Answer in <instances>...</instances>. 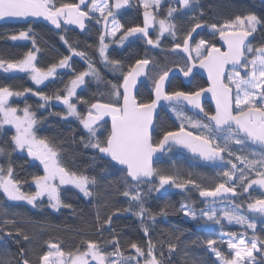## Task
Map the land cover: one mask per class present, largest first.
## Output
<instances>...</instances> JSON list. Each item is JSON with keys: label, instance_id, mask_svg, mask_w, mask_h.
Masks as SVG:
<instances>
[{"label": "snow or ice", "instance_id": "6c2138e0", "mask_svg": "<svg viewBox=\"0 0 264 264\" xmlns=\"http://www.w3.org/2000/svg\"><path fill=\"white\" fill-rule=\"evenodd\" d=\"M177 2L182 9L195 13L193 5L198 0ZM128 5L129 0H78L60 4L56 0H0V20L43 18L57 29L62 25H75L82 31L88 23L102 25L98 48L101 62L105 67L111 66L114 73L119 72L122 78L120 83L108 82L109 99L106 102H90L78 97L77 89L86 83V77H93L98 82L102 81V77L87 54L77 51L61 36L60 39L68 45L73 55L87 61V69L76 73L70 83L65 85L63 93L58 90L54 95H47L31 88L17 91L9 86L0 87V132H3L5 125L15 129V134L11 136L10 150L0 143V157H8L6 168L0 164V193L7 201H25L33 208L42 206V198L47 197L48 205L59 211L61 207H72L62 200L61 186L70 185L88 198L94 195V188L98 184L95 177L71 171L63 166L60 150L54 141L48 137L37 136L40 120L30 105L25 104L21 109L10 103L13 97H23L26 93H31L43 101L39 104L40 108H45L52 100L63 104L66 113L56 115H61L65 120L73 117L79 121L88 134L87 140L80 138L83 146L94 149L103 157L109 158L114 165L121 166L125 173V188L120 194L129 203L128 208L111 206L107 218L103 220L98 213L96 233L99 238L82 241L83 247L77 246L74 250L65 251L61 243L46 241L47 251L38 256V264H165V244L168 264H171L170 257L178 251L180 236L170 233L169 241H153L148 221L154 223L156 216L144 206L140 189L142 184L153 185L149 192H160L165 186L187 189L191 185L199 190L200 197L212 198L209 206L199 210V215L194 207L188 205H182L179 211L185 217L198 222L202 220L205 224L223 226V221H227L228 224L234 223L253 231L251 239L228 233L227 240L219 241V244H226L227 249L232 250L228 255L218 249V241L208 240V249L214 253L220 264H264V238L256 234L257 218L264 223V43L254 47L249 40L258 29H264V17L250 13L236 15L222 23H208L202 19L203 12H200L199 17L194 14L191 17L192 26L184 35L183 43H175L173 50H182L187 54L185 66L179 69L184 77L193 76V70L199 67L207 71L210 86L196 91H166L165 85L169 82V73L172 71L169 68L152 80L153 98L138 100L139 78L152 79L148 72L151 61L147 58L137 59L124 71L121 61L109 58L106 37L115 38L117 33H122L115 42L123 44L125 40L139 34L138 38L144 39L148 45L160 47L161 37L166 33L173 40L177 39L176 25L168 19L177 9L169 8L166 18L157 19L153 8L159 9L160 0H140L144 9L143 26L136 25L125 29L116 16L119 10ZM204 27L210 30L212 39L200 38L197 41L193 34L198 35L197 30ZM150 28L157 31L156 39L151 38ZM30 32L31 29L20 31L8 38L13 41L32 40L34 50L28 51L18 60H6L0 56V69L5 73H27L34 84L39 86L49 78H55L58 68L70 67L71 56H64L46 70L38 67L36 61L40 48ZM217 36L226 50L217 46ZM227 66H231V69L226 72ZM205 93H210L215 101L214 112L205 110L201 104ZM74 97L76 102L73 101ZM162 101L167 102V107L175 114L180 125L177 131H164L162 137L156 140L155 115ZM78 103L86 105L87 111L82 113L78 109ZM189 106L198 110L202 118L193 119L188 116L185 109ZM105 117L110 118L111 127L106 138L101 139L97 133L103 126L101 122L107 123ZM185 124L197 129L198 134L186 130ZM248 144L256 145L259 154L252 152V158H249L234 151V146H241L243 149ZM166 146L169 151L174 146L184 147L204 161L218 164L220 171L216 176L220 178V182L214 188H203L191 178V174L188 178H182L179 175L165 174L154 167V156L163 153ZM17 151H26L28 157L38 160L43 166V175L32 174L30 177L34 191H25L23 185L28 184L29 180L18 178L15 172L11 156ZM226 156L229 159L226 160ZM232 157L239 163L233 162ZM157 179L159 185L154 186ZM253 186L262 190L257 197L251 195L250 189ZM217 198L221 202L226 201L223 208L213 206ZM121 212H132L140 218L142 231L147 238L143 246L135 241L127 243L126 247L134 250V254L125 255V245L121 244L115 229L111 227L113 216ZM160 214L166 215L167 212L161 209ZM105 225L108 226L107 229ZM105 231L111 232L110 239L103 238ZM4 237L14 239L17 244L21 238L23 241H30V236L16 226V221L8 218L7 211L0 217V240ZM27 252L26 248L21 247L20 258L16 260L8 256L5 250H0V264H31L26 258ZM257 256L261 259L257 260ZM191 264L201 262L193 259Z\"/></svg>", "mask_w": 264, "mask_h": 264}, {"label": "trees", "instance_id": "16d2710c", "mask_svg": "<svg viewBox=\"0 0 264 264\" xmlns=\"http://www.w3.org/2000/svg\"><path fill=\"white\" fill-rule=\"evenodd\" d=\"M64 2H76V0H56L57 4ZM195 13L199 17L203 12L202 19L208 23L223 22L225 19L234 18L236 15H247L254 13L259 17H264V3L260 4L256 0H198L194 4ZM163 9L158 19L164 18L166 14ZM142 11L132 6L120 17V23L125 29L132 26H142ZM176 29L183 32V35L190 30L192 19H177ZM207 28V27H204ZM21 29H31L30 35L36 40L37 47L40 51L37 53L36 64L38 67L47 69L51 64L58 63L64 56H71L68 45L60 39L64 36L69 43L77 51L85 52L87 57L94 62L99 70L102 81H94L87 79L84 87L77 93L78 97H82L90 102L100 100L106 102L109 99L108 82L120 83L122 78L119 72L111 71V66L105 67L101 62L98 53V36L99 31L89 25L86 31L79 34L73 30L62 28L60 31H54L43 23L27 22L25 24L0 23V56L6 60H18L33 49L32 40L23 43H14L8 37L17 34ZM195 39L206 38L202 32H197ZM251 43L254 47H259L264 43V29H258L254 36L251 37ZM183 43V39L176 40L166 38L160 43V47L149 46L143 41H130L122 50L114 49L109 52L110 59L121 61L124 71H127L129 65L135 63L137 59L147 58L151 61L148 72L152 79L145 78L143 84L137 92L138 100H149L152 98V80L158 77V74L169 68L172 69L170 79L166 85V91L183 90L196 91L199 88H205L206 83L200 77H194L189 82L182 80L178 74V70L185 66V61L178 56L173 47L175 43ZM218 43V41H216ZM69 70L59 71L58 75L45 83L43 86L36 88L27 76L19 74H0V87L9 86L13 90L22 91L25 88H31L34 91H42L47 95H54L58 90L63 93L65 85L69 84L75 74L87 69V61L81 57H72L69 61ZM76 102V98L73 100ZM13 107L23 108L25 104L31 106V110L36 113L40 123L37 125V136L48 137L54 141L56 147L60 150V160L63 166L71 171L83 173L90 177H95L98 184L94 188V195L84 198L77 190L72 187L61 188L62 200L72 205L71 208L61 207L59 211H52L48 207L46 200H43L42 206L36 208L27 205H8L0 194V217L3 212H8V218L16 221V226L22 228L26 234L30 236V241H23L17 244L14 239L6 242L5 250L8 256L18 260L19 249L24 247L28 250L27 257L31 264H38V256L47 251L46 241L59 242L65 251L74 250L77 246L82 245V241L99 237L96 233L97 214L101 219H106L109 214L110 207L113 205L121 208H128V199L120 193L124 190L125 185L123 179L125 173L112 162L108 161L94 149L85 148L80 138H88L86 130L78 121L64 120L61 115L65 112L54 105L51 101L45 108H40L39 104L43 103L40 99L33 96H24L20 99H11ZM78 109L84 113L87 106L78 103ZM209 111V106H204ZM188 116L192 114L186 113ZM107 123H102L97 135L101 139L106 138L109 128L108 117L105 118ZM156 132L154 139L159 140L164 131L179 129L180 122L175 117L167 113L166 109H162L156 119ZM195 132V131H192ZM14 135L9 129L0 132V143L6 148H11V136ZM8 157H0V164L7 167ZM15 172L20 179H28L29 183L23 185L25 191H34L31 186L30 177L32 174L42 175L39 164L31 162L25 155L13 152L11 156ZM213 165V164H212ZM218 165V164H217ZM211 165L200 163L183 152L172 148L164 154V156L156 162L157 167L165 174L179 175L182 178L195 179L203 188H214L220 182V178H216L214 169H210ZM158 179L154 181V186H158ZM153 185L142 184L140 186L144 197V206L156 216L155 222L148 221L150 236L153 241H169L170 233L180 236V244L178 251L171 257V264H191L193 259H198L201 264H217L215 259L207 250V241L216 240L221 236H228V233H235L237 236H245L252 238L253 233L242 229L232 228L226 225L221 226L218 230H205L197 228V224L189 223L183 219L179 209L182 205L194 207L199 210L205 207V200L199 196V190L193 186H188L183 192H165L156 194V191L149 192V188ZM161 209H165L167 214L161 215ZM135 210V209H134ZM116 234L121 240V244L125 245V255L134 254L133 250L127 248V243L135 241L142 246L146 244L147 238L142 231L140 218L132 212H121L113 216L112 226ZM107 229L108 226L105 225ZM256 234L264 238V230L257 228ZM104 239L111 238V232L105 231ZM175 242V241H172ZM219 244V243H218ZM217 244V247L219 245ZM185 245L187 248L185 249ZM159 247V244H157ZM219 249V248H218ZM111 251V249H108ZM220 250V249H219ZM165 264H168L167 245L164 247ZM187 253V255L185 254Z\"/></svg>", "mask_w": 264, "mask_h": 264}, {"label": "rangeland", "instance_id": "374dc122", "mask_svg": "<svg viewBox=\"0 0 264 264\" xmlns=\"http://www.w3.org/2000/svg\"><path fill=\"white\" fill-rule=\"evenodd\" d=\"M129 3H134V4H136L139 8H141L142 10H144L142 7H141V5H140V0H129ZM162 5V1L160 0V6ZM160 8V7H159ZM158 11V9H155V8H153V12H157ZM98 15V14H97ZM173 18V16L172 17H170V18H168V19H171V21L173 20L172 19ZM157 27V29H158V25L156 26ZM97 29L99 30L100 29V25H98L97 26ZM20 31H23V30H20ZM20 31H18V33L20 32ZM199 32H202L204 35H210V30L208 29V28H203V29H201ZM17 33V34H18ZM120 33H117V36L119 35ZM153 34H154V39H156V35H157V31H155V30H153ZM117 36L115 37V38H113V37H106V40H105V43H108L109 44V47H108V49H107V54H109V52L110 51H112V50H114V49H117V50H122L126 45H127V43L128 42H130V38L128 39V40H125L124 42H123V44H120V43H117V42H115V41H117L116 40V38H117ZM99 37H100V32H99V36H98V48H99V44H100V41H99ZM167 37H170V35H168L167 33L163 36V37H161V42H162V40L163 39H165V38H167ZM212 38V37H211ZM11 40V39H10ZM12 42H14V43H23V42H29L30 40H16V41H13V40H11ZM160 42V43H161ZM193 55H195V53H193ZM71 56L72 57H79V56H75V55H73V54H71ZM64 70H69V68H62V69H60V68H58L57 69V72H59V71H64ZM0 74H12V75H15V74H19V75H24V76H27L28 77V79L31 81V83L36 87V88H39V87H41V86H43L45 83H47L48 81H50L51 79H53V78H49V80H47V81H45L44 82V84H42V85H39V86H37V85H35L34 84V82L30 79V77H29V75L27 74V73H22V72H9V73H5L2 69H0ZM93 79L94 81H97L95 78H93V77H86V80L87 79ZM85 85V84H84ZM84 85H81L80 86V88H78L77 89V93L84 87ZM25 96H33V97H35V98H37V99H39V97H37V96H34V95H32L31 93H26L25 94ZM24 97V96H23ZM14 99H20V98H22V97H13ZM13 98H11V99H13ZM76 97H74L73 98V100L75 99ZM10 102H11V100H10ZM52 103V105H54V106H56V107H58V108H61L65 113H66V108H65V106L63 105V104H61L59 101H56V100H52L51 101ZM164 109H166V111H167V113H169L170 115H172V116H175V114L168 108V107H166V108H164ZM176 117V116H175ZM105 118H107V117H105ZM65 120V119H64ZM67 120H73V121H78L77 119H75V118H73V117H69ZM79 122V121H78ZM180 122V121H179ZM82 126V125H81ZM185 126H187L186 128L188 129V130H191V131H195V132H197L198 133V130L197 129H193V128H191L188 124H185ZM4 128L5 129H10L12 132H13V134H15V129L14 128H12L10 125H5L4 126ZM18 153H21V154H23V153H25V152H19V151H17ZM39 166H40V169L42 170V172H43V166L41 165V164H39ZM210 168L211 169H214L215 171H220V167L218 166V165H212L211 164V166H210ZM43 175V174H42ZM216 178H217V176H216ZM219 178V177H218ZM220 180V179H219ZM31 184V183H30ZM158 185H159V183H158ZM33 188H34V185H31ZM190 186V185H189ZM63 187H72V186H70V185H64V186H61V188H63ZM73 188V187H72ZM73 189H75V188H73ZM34 190H35V188H34ZM75 190H77V189H75ZM78 191V190H77ZM183 191H185V189H179V188H174V187H169V186H165V188L164 189H161L160 190V192H156V194H160V193H165V192H183ZM261 189H259L258 188V186H253V189H250V192H251V195L253 196V197H257V196H259L260 195V193H261ZM79 192V191H78ZM2 196H3V194L2 193H0ZM82 196H83V194L82 193H80ZM84 197V196H83ZM3 198L6 200L4 203L6 204H8V205H27V206H30V207H32L31 205H29V204H27V202H25V201H18V202H11V201H7V199H6V197H4L3 196ZM84 198H86V197H84ZM89 198V197H88ZM42 200H46L47 201V197H44V198H42ZM209 206V205H208ZM214 207H216V208H223L225 205H222V204H218V205H213ZM48 207L52 210V211H56V210H53L49 205H48ZM207 207V206H206ZM205 208V207H204ZM245 208H246V205H245ZM181 214H182V217H183V219L184 220H186L187 222H189V223H193V224H197V228H203V229H205L206 227H209V229L211 230V231H213V230H216V229H218L221 225H215V224H211V223H209V224H205V222L204 221H194V220H192L190 217H185L184 215H183V213L181 212ZM197 215H199V213L197 214ZM223 224H226V226H236V227H240V228H242V229H245V230H247V231H249L250 233H253V231L251 230V229H247V228H245V227H241L240 225H236V224H228L227 223V221H223ZM261 228V230H264V223H262V222H260V219L259 218H257V228ZM257 228H256V230H257ZM227 240L228 239V237L227 236H222V237H220L219 239H218V243H219V241H221V240ZM248 239H251V238H248ZM219 245V249L225 254V255H228L232 250H229V249H227V246H226V244H218ZM1 249H2V247H1ZM207 250H208V252L212 255V257L215 259V261L217 262V264H220V262L216 259V257H215V255H214V253H212L209 249H208V247H207ZM133 252H134V250H133ZM261 259V257L260 256H257V260H260Z\"/></svg>", "mask_w": 264, "mask_h": 264}, {"label": "flooded vegetation", "instance_id": "af4514ba", "mask_svg": "<svg viewBox=\"0 0 264 264\" xmlns=\"http://www.w3.org/2000/svg\"><path fill=\"white\" fill-rule=\"evenodd\" d=\"M162 1V5L160 6V8L158 9V11L157 12H154V14H156V16H159V15H161V13H162V11H163V9H165L164 11V13L166 14V16L164 17V18H166L167 17V13H168V10H169V8H176L177 9V11L176 12H174L173 13V20H172V23H174L175 25H176V23L178 22V20L177 19H187V21H190L191 20V17H192V15H191V12H189L190 10H186V11H181L180 9H179V7L176 5V4H173L172 2H164L163 0H161ZM76 2H77V0H76ZM264 3V2H263ZM260 4H262V3H260ZM132 6H134V7H136L137 9H140L141 11H142V14H141V17H142V26H143V11L144 10H142L141 8H139L136 4H134V3H129V5H128V8L126 9V10H122V11H119L118 12V14H117V16H116V19H117V21L120 23V17L124 14V13H126L128 10H129V8L130 7H132ZM158 19V18H157ZM28 22H32V21H28ZM34 22V21H33ZM6 23H10V22H6ZM27 23V22H26ZM13 24H19V23H13ZM22 24H25V23H22ZM89 25H91V26H93L94 28H96L97 29V24H95L94 22H92V23H88L87 25H86V29L88 28V26ZM47 26V25H46ZM49 27V26H48ZM50 28V27H49ZM62 28H64V29H66V30H73V31H75L74 29H67V28H65L64 27V25H62V27L60 28V29H58L57 31H60ZM86 29L84 30V32L86 31ZM21 30H23V31H27L28 29H21ZM53 30V29H52ZM98 30V29H97ZM201 29H198L197 30V32H199ZM20 31V30H19ZM55 31V30H54ZM56 31V32H57ZM100 33H101V31H102V27H101V25H100V29L98 30ZM176 31H177V29H176ZM75 32H77V31H75ZM83 32V33H84ZM150 32V35H151V38L152 39H154V34H153V29L151 28V30L149 31ZM78 33V32H77ZM122 33H120L118 36H117V38H116V40H118L119 39V36L121 35ZM194 35V37H195V35H196V33H194L193 34ZM253 36H254V34H253ZM253 36H251V37H253ZM139 37V34H138V36L137 37H130V41H143V42H146L144 39H142V38H138ZM181 38V39H183V37H184V35H183V32H178L177 31V38ZM206 37L208 38V39H212L211 38V36L210 35H207L206 34ZM251 37H249V40H251ZM167 38H170V39H173L171 36L170 37H167ZM166 39V38H165ZM200 38H198V39H196L197 41L199 40ZM206 39V38H205ZM216 41H218V43H217V46L218 47H222V42L221 41H219V37L217 36V37H215V42ZM129 43V42H128ZM127 43V44H128ZM127 46V45H126ZM150 46V45H149ZM222 49H223V47H222ZM174 51V50H173ZM175 52L177 53V55L178 56H181L183 59H184V61H185V63L187 62V60L185 59V57L182 55V53H181V50H175ZM178 74L180 75V77L182 78V80H184L185 82H189L190 80H192L194 77H198V76H193V77H190V78H184L183 77V74H182V72H180L179 70H178ZM206 83V82H205ZM207 86V85H206ZM205 86V87H206ZM209 106V112H213V109H212V107L208 104V103H204L203 104V106ZM186 112V111H185ZM186 113H188V112H186ZM188 114H191V113H188ZM193 115V114H192ZM190 117H192L193 119H201V118H199L198 116H195V115H193V116H190ZM187 126H185V128H186ZM186 130H188L187 128H186ZM188 131H191V130H188ZM194 134H198L197 132H193ZM226 134V133H225ZM172 148H175V149H177L176 147H172ZM178 150V149H177ZM169 150L167 149L166 151H165V153H167ZM180 151V150H179ZM234 151H236V153L238 154V155H247V156H249V158H252L251 157V155H250V153H252V152H256L257 154H259V149L257 148V146H255V145H253V144H248V145H246V146H244L243 147V149H241V146H234ZM164 153V154H165ZM185 154V153H184ZM187 155V154H186ZM164 156V155H163ZM162 156V157H163ZM187 156H189V155H187ZM161 157V158H162ZM189 157H191V156H189ZM160 158V159H161ZM192 158V157H191ZM159 159V160H160ZM192 159H194V158H192ZM225 159L227 160V159H229V157H225ZM232 160H233V162H236V163H239L238 161H235V158L234 157H232L231 158ZM158 160V161H159ZM194 160H196V159H194ZM157 161V162H158ZM196 161H198V160H196ZM198 162H200V161H198ZM200 163H203V162H200ZM156 164V163H155ZM203 164H206L207 166H209V165H211L212 163L211 162H207V163H203ZM155 166V165H154ZM230 167V166H229ZM210 168V167H209ZM211 169V168H210ZM253 178H255L254 176H253ZM204 199V198H203ZM205 200V202H206V204H205V207L206 206H208L209 204H211V201H209V200H206V199H204ZM225 203H226V201L225 202H221V200H218L217 202H216V204L215 205H218V204H222V205H225ZM223 225H226V224H223ZM228 227H232V228H240V227H236V226H228ZM219 228H221V226L219 227ZM260 228V227H259ZM205 230H209V227H206L205 228ZM218 230V229H217ZM222 237V236H221ZM228 237V236H227ZM11 240V238H8V237H4V239H2V240H0V250H1V247H5V245H6V242H8V241H10Z\"/></svg>", "mask_w": 264, "mask_h": 264}, {"label": "water", "instance_id": "95a60500", "mask_svg": "<svg viewBox=\"0 0 264 264\" xmlns=\"http://www.w3.org/2000/svg\"><path fill=\"white\" fill-rule=\"evenodd\" d=\"M163 1L166 2V3H167V2H172L173 4H176V5L179 7V9H180L181 11H186V10H187V9H182V8L180 7L179 3L177 2V0H163ZM256 1H257L258 3H263V2H264V0H256ZM77 2H78V0H77ZM127 8H128V6H126L125 8H123V9H121V10H119V11L126 10ZM28 21H34V22L43 23V24L49 26L51 29H53V30H55V31L58 30L57 28H55L54 25H51L49 22L43 20V18H31V17H29V18H27V19H21V18H7V19H4V20H0V23L10 22V23H19V24H22V23H26V22H28ZM64 27L67 28V29H74V30L77 31L79 34H82V33L84 32V30H83V31L80 30V29L78 28V26H75V25H64ZM101 27H102V30H103V26H102V25H101ZM150 30H151V28L149 29V31H150ZM222 50H226V48L223 47ZM181 53H182V55L185 57V59L187 60V54L184 53L182 50H181ZM230 69H231V66H227V67H226V72L229 71ZM170 75H171V72L169 73V79H170ZM193 76H198V77L202 78V79L206 82V85H207L205 88H207V87L210 86V82H209V80H208V74H207V71H206V70L197 67V68H195V69L193 70ZM193 76H191V77H193ZM183 77H184V76H183ZM184 78H190V77H184ZM144 80H145V77H140V78H139V81H138V84H137V89H138V90H139V87L143 84ZM167 84H168V82H166V85H167ZM166 85H165V87H166ZM137 92H138V91H137ZM152 98H153V93H152ZM204 103H208V104L212 107L213 112H214V110H215V101L211 98V94H210V93H205L204 96L201 98V104L203 105ZM166 107H167V102L162 101V102H161V105L157 108V113H156V115H155V122H156V119H157V117H158L160 111H161L162 109L166 108ZM185 111L188 112V113H191V114H193V115H195V116H198L199 118H202V114H200V113L198 112V110L191 109V106H189L188 108H186ZM108 122H109V128H110V127H111V121H110V118H109V117H108ZM255 146H256V145H255ZM174 147H176V148H177L178 150H180L181 152H183V153H185V154L191 156L192 158H194V159H196V160H198V161H200V162H203V163H207V162H208V161H204L203 159L199 158L196 154L192 153L191 151H189L188 149H186V148H184V147H181V146H174ZM166 150H167V146H166V148H165V150H164L163 153H157V154L154 156V165H155V163H156V162H157V161H158V160L164 155V153H165ZM25 155H26V157H27L31 162H33V163H37V164H40L38 160H34V159H32L31 157H28L26 151H25ZM105 159L108 160V161H110L109 158H106V157H105ZM112 163L114 164V162H112ZM116 166H117L119 169H121V166H118V165H116ZM229 195H230V194H229ZM204 199L209 200V201L212 200V198H204ZM218 200H220V198H217V201H218Z\"/></svg>", "mask_w": 264, "mask_h": 264}]
</instances>
